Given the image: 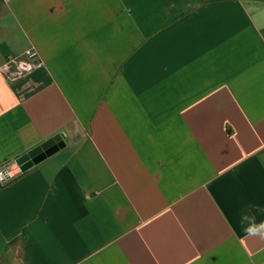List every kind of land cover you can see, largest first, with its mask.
<instances>
[{
  "label": "crops",
  "instance_id": "0c3cea01",
  "mask_svg": "<svg viewBox=\"0 0 264 264\" xmlns=\"http://www.w3.org/2000/svg\"><path fill=\"white\" fill-rule=\"evenodd\" d=\"M31 48L0 72V264H264V0H0V67Z\"/></svg>",
  "mask_w": 264,
  "mask_h": 264
},
{
  "label": "built area",
  "instance_id": "2783aa9c",
  "mask_svg": "<svg viewBox=\"0 0 264 264\" xmlns=\"http://www.w3.org/2000/svg\"><path fill=\"white\" fill-rule=\"evenodd\" d=\"M43 70H46V65L32 48L26 50L22 56H9L0 67V72L10 83Z\"/></svg>",
  "mask_w": 264,
  "mask_h": 264
},
{
  "label": "water",
  "instance_id": "95a60500",
  "mask_svg": "<svg viewBox=\"0 0 264 264\" xmlns=\"http://www.w3.org/2000/svg\"><path fill=\"white\" fill-rule=\"evenodd\" d=\"M63 146L62 137L60 135L54 137L42 146L16 159L15 162L4 171V178L9 179L19 173H25L46 157L56 153Z\"/></svg>",
  "mask_w": 264,
  "mask_h": 264
},
{
  "label": "trees",
  "instance_id": "16d2710c",
  "mask_svg": "<svg viewBox=\"0 0 264 264\" xmlns=\"http://www.w3.org/2000/svg\"><path fill=\"white\" fill-rule=\"evenodd\" d=\"M53 138H54V137H53ZM53 138H52V139H53ZM52 139H50V140H52ZM50 140H49V141H50ZM14 179H16V177H15V178H13V180H14Z\"/></svg>",
  "mask_w": 264,
  "mask_h": 264
}]
</instances>
